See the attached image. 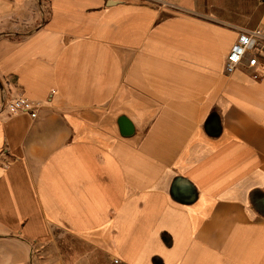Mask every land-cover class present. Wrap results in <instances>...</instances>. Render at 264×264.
<instances>
[{
  "label": "crops",
  "instance_id": "obj_1",
  "mask_svg": "<svg viewBox=\"0 0 264 264\" xmlns=\"http://www.w3.org/2000/svg\"><path fill=\"white\" fill-rule=\"evenodd\" d=\"M257 26L264 0H0V264H264V44L225 70Z\"/></svg>",
  "mask_w": 264,
  "mask_h": 264
},
{
  "label": "built area",
  "instance_id": "obj_2",
  "mask_svg": "<svg viewBox=\"0 0 264 264\" xmlns=\"http://www.w3.org/2000/svg\"><path fill=\"white\" fill-rule=\"evenodd\" d=\"M262 44H264V27L257 26L241 33L226 57L225 70L232 72L242 65L245 59L249 67H255L258 63V56L254 51ZM3 108L10 115L29 114L32 118L37 117L38 106L23 96L7 99L6 93H3Z\"/></svg>",
  "mask_w": 264,
  "mask_h": 264
},
{
  "label": "rangeland",
  "instance_id": "obj_3",
  "mask_svg": "<svg viewBox=\"0 0 264 264\" xmlns=\"http://www.w3.org/2000/svg\"><path fill=\"white\" fill-rule=\"evenodd\" d=\"M69 245H70V242L69 241H67V244H65V246H67V247H69ZM72 245H73V241H72ZM77 247H79V246H76V248ZM80 248H83V247H80ZM85 248V247H84ZM74 252V251H73Z\"/></svg>",
  "mask_w": 264,
  "mask_h": 264
}]
</instances>
